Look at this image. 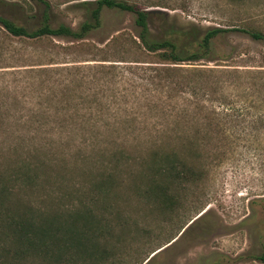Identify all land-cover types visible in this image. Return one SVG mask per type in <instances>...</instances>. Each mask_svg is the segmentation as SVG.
Returning a JSON list of instances; mask_svg holds the SVG:
<instances>
[{
    "label": "rangeland",
    "instance_id": "1",
    "mask_svg": "<svg viewBox=\"0 0 264 264\" xmlns=\"http://www.w3.org/2000/svg\"><path fill=\"white\" fill-rule=\"evenodd\" d=\"M93 1L0 0V17L26 30L43 22L76 29L83 4ZM125 1L154 12L153 37L170 26L228 30L211 43L214 62L199 64L264 70V47L234 31L264 34V0ZM134 34L131 15L105 9L100 27L78 41L16 38L0 28V186L7 189L0 214L37 219L89 209L100 224L90 237L95 255L67 251L54 263L15 255L0 223V264H263L256 256L264 254V124L251 118L264 114V75L252 88L251 77L208 76L192 101L187 78L138 79L154 58L132 45ZM172 79L179 85L168 86ZM249 101V117H211L220 105ZM182 112L189 122L197 117L195 145L163 133ZM156 150L174 151L194 169L170 180L166 206L145 194ZM105 178L110 187L98 193Z\"/></svg>",
    "mask_w": 264,
    "mask_h": 264
},
{
    "label": "trees",
    "instance_id": "2",
    "mask_svg": "<svg viewBox=\"0 0 264 264\" xmlns=\"http://www.w3.org/2000/svg\"><path fill=\"white\" fill-rule=\"evenodd\" d=\"M83 5L87 6L85 8L86 16L76 29L65 25L50 27L46 22H43L35 29L26 30L2 17H0V28L8 35L16 38L35 40L54 37L78 41L100 27L101 11L103 9L127 13L132 16L135 28V39H131L132 45L154 58L153 62H149L145 66V70L148 73H144L139 78L137 76V78L145 80L149 84L159 81V77L162 74L173 78H187V82H192L191 85L187 86L190 91L188 96L192 101L198 100V93H196L194 88L205 80L208 82L210 79L208 76L231 73L241 75L242 77H251L252 81L247 82L249 87H245L252 88L257 85L254 79L257 76L264 75V70L242 69L239 71L234 69L232 71H225V69L210 68L205 64H199V62L203 61L214 62V59L210 55L211 43L216 37L229 32L226 29L213 27L199 32L194 29L182 30L170 26L167 28L165 37H153L148 27V21L151 15L154 14L152 11L140 9L125 0H95L93 2H86ZM234 31L245 34L248 39L258 42L264 47L263 33L254 29L242 28L234 29ZM224 58H227V55ZM183 66L189 67L185 68ZM214 66L218 67L219 65ZM119 77L124 78L123 73ZM158 84L156 83L155 85L158 86ZM174 84L179 85L178 81H173L172 79L168 86L171 87ZM251 109H254L253 101H249L248 105L242 103L236 109L234 107H227V105L226 107L225 105H220V109L212 111L211 117L217 123L222 120L232 119V117L246 118L250 116ZM186 117H189L186 112L175 115L173 126L167 130H163L166 140L188 144L197 143L199 139L197 117L196 115H191L190 122L184 119ZM256 121L262 126L264 124V114H258L251 118V123L255 124ZM190 125L192 126L190 127ZM160 144L163 145V141ZM161 145H157V148L160 149ZM148 167L149 172L152 173L155 179L150 180L149 185L145 188V194L153 197L154 201L159 202L163 206L171 204V197L167 196L170 180L186 179L194 174V169L187 165L181 156L174 151L156 150L151 155L150 166ZM109 187L110 183H108L107 178L95 185L98 193H106ZM6 194L7 189L0 186V207H7L5 205ZM0 223L8 231V235L14 246L15 255L23 256L31 253L42 260H49V262L54 263L58 261L59 256L67 251H73L87 257L95 255L92 252L93 245L90 237L92 233L98 231L100 224L94 219L92 211L89 209L71 214L65 212L50 216L39 215L37 219L32 218L31 215L13 216L0 214ZM256 258L264 264L263 253L256 256Z\"/></svg>",
    "mask_w": 264,
    "mask_h": 264
}]
</instances>
